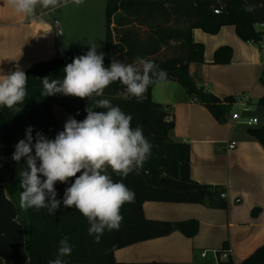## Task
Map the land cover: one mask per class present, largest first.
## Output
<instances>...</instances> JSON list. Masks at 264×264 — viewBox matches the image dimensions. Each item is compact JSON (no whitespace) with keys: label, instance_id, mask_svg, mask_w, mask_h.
<instances>
[{"label":"trees","instance_id":"trees-1","mask_svg":"<svg viewBox=\"0 0 264 264\" xmlns=\"http://www.w3.org/2000/svg\"><path fill=\"white\" fill-rule=\"evenodd\" d=\"M106 1L105 67L110 65L113 57L125 63H134L136 57H142L154 61L168 75L166 81L150 85L139 101L126 97L124 86L119 82L107 87L103 97L93 99L107 98L126 114H131L132 127H143L144 136L153 145L152 153L141 170L130 173L126 178L112 174L114 181L123 179V183L135 193V200L122 206L123 221L119 230H106L99 243L88 234V220L75 207L65 208L61 204L54 215L49 214L46 208H21L19 197L22 189L18 173L26 168V159L22 158L19 163L12 159L15 145L25 137L29 126L33 128L34 138L37 131L49 139L63 131L54 114V106L82 121L87 115L85 108L90 104L87 98L42 94V78L62 80L64 67L88 50L62 59L54 58L28 70L27 95L23 103L13 109L0 106V185L6 187L16 207L17 219L23 225L24 249L30 264H48L56 257L59 241L65 236L73 246L71 255L63 258L67 264H116L114 253L118 249L177 231L190 238L197 235L199 224L195 221L171 223L145 218V202L228 208V201L221 197L225 192L222 187L199 184L191 179L190 145L173 140L174 111L170 106L155 102L152 90L158 83L176 82L218 123H227L234 98H217L190 75L192 64L204 63V47L193 41L192 32L201 29L215 35L221 28L233 26L243 42L259 46L264 35L259 29V25L264 23V0ZM231 59L229 47H221L215 52L214 63L217 65H227ZM262 81L264 84V74ZM258 103L264 108V96ZM249 133L264 148V124L249 128ZM74 179L69 178L66 184L56 183L58 200L62 201L65 189ZM22 211H25L23 217ZM258 214L259 209H255L253 216ZM0 264H3L1 259ZM242 264H264V245Z\"/></svg>","mask_w":264,"mask_h":264},{"label":"crops","instance_id":"crops-1","mask_svg":"<svg viewBox=\"0 0 264 264\" xmlns=\"http://www.w3.org/2000/svg\"><path fill=\"white\" fill-rule=\"evenodd\" d=\"M50 12L37 5L34 15L25 16L15 12L6 0H0V75L17 68L26 73L37 64L56 58L58 25L49 18ZM192 39L203 45L204 63L192 64L190 75L221 100L250 95L249 118L264 120V108L258 103L264 96V47L263 50L260 47L264 39L259 46L245 43L233 26H225L215 35L195 29ZM71 46L69 42L67 50ZM221 47L232 50V59L227 65L214 63L215 52ZM152 99L174 111L172 138L190 145L191 179L199 184L222 187L228 208L145 202V218L171 223L195 221L199 231L192 238L177 231L118 249L114 253L116 264H218L213 252L219 256V264H242L264 245L263 146L241 120L231 119L235 109L230 108L227 123L220 124L176 82L158 83L152 90ZM53 110L64 128L70 116L58 106ZM231 143H236L234 150L227 148ZM12 209L18 221L16 207L6 187L0 185V259L3 264H30L24 249L23 225V243L19 245L20 236L15 238L2 223L3 214L7 216ZM255 209H259L257 216H253ZM203 252H208L206 258H202Z\"/></svg>","mask_w":264,"mask_h":264},{"label":"clouds","instance_id":"clouds-1","mask_svg":"<svg viewBox=\"0 0 264 264\" xmlns=\"http://www.w3.org/2000/svg\"><path fill=\"white\" fill-rule=\"evenodd\" d=\"M6 2L15 12L32 16L37 5L55 11L69 0ZM71 2L81 5L84 0ZM104 56L91 46L85 54L74 57L64 67L62 80L42 78L44 96L63 94L89 99L86 118L77 121L70 116L63 131L54 139L40 131L34 138L33 128L29 126L12 155L17 163L26 159V168L18 173L22 189L20 207L46 208L53 215L61 204L65 208L75 207L88 220V234L97 243L106 230H119L123 221L122 206L135 200V193L123 183V179L114 181L112 174L126 178L141 170L151 156L153 145L144 136L141 125L132 127L131 114H126L107 98H93L103 97L107 87L119 82L124 86L126 97L139 101L150 85L166 81L168 75L154 61L142 57H136L134 63L113 57L110 65L105 67ZM27 78L19 68L0 75V106L13 109L23 103L27 95ZM69 178H75L74 182L65 189L62 201L58 200L56 183L66 184ZM72 251L73 246L65 236L59 241L56 257L48 264H67L63 258L70 256Z\"/></svg>","mask_w":264,"mask_h":264},{"label":"rangeland","instance_id":"rangeland-1","mask_svg":"<svg viewBox=\"0 0 264 264\" xmlns=\"http://www.w3.org/2000/svg\"><path fill=\"white\" fill-rule=\"evenodd\" d=\"M106 2V0H84L81 5H76L69 0L67 4L62 3L55 11L51 10L48 16L58 25L57 47L66 57L87 51L91 46L96 47L98 53L103 52L106 55ZM69 42L72 46L67 50ZM231 108L235 109L233 106ZM249 115L250 113H243L240 122L245 124ZM257 119L261 125L264 123L263 119L258 117ZM24 215L25 211H22L21 216ZM2 220H4L2 223L9 227L10 234L15 238L20 236L18 242L22 245V228L16 220L15 210L12 209L7 216L4 213Z\"/></svg>","mask_w":264,"mask_h":264},{"label":"built area","instance_id":"built-area-1","mask_svg":"<svg viewBox=\"0 0 264 264\" xmlns=\"http://www.w3.org/2000/svg\"><path fill=\"white\" fill-rule=\"evenodd\" d=\"M259 29L263 32L264 34V23L259 25ZM263 39H264V35H263ZM262 48L264 47V44H261ZM251 97L248 94H241L239 96L234 97L233 100V104L232 106L235 108V112H233L231 114V119L235 122H238L241 120L242 114L243 113H248L251 110ZM245 124L249 127V128H254V127H258L260 126V123L258 121L257 118H249ZM228 150H234L236 148V143H231L228 145ZM222 198H225V194L222 193L221 195ZM208 255V252H203L201 254L202 258H206ZM214 258L215 260L218 262L219 264V256L216 252H213ZM224 257L227 258L228 256L226 254H224Z\"/></svg>","mask_w":264,"mask_h":264},{"label":"water","instance_id":"water-1","mask_svg":"<svg viewBox=\"0 0 264 264\" xmlns=\"http://www.w3.org/2000/svg\"><path fill=\"white\" fill-rule=\"evenodd\" d=\"M64 57H65V55L63 54V52L60 51V50H58V56H57V58L62 59Z\"/></svg>","mask_w":264,"mask_h":264}]
</instances>
